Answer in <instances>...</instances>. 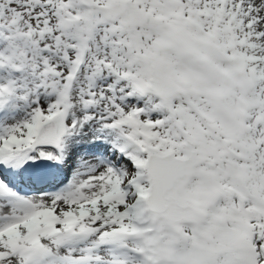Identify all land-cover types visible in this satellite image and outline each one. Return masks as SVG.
<instances>
[{"label": "snow or ice", "instance_id": "1", "mask_svg": "<svg viewBox=\"0 0 264 264\" xmlns=\"http://www.w3.org/2000/svg\"><path fill=\"white\" fill-rule=\"evenodd\" d=\"M0 264H264V0H0Z\"/></svg>", "mask_w": 264, "mask_h": 264}]
</instances>
